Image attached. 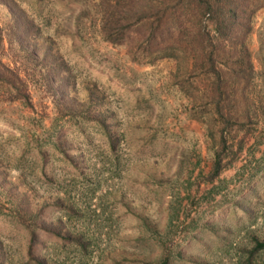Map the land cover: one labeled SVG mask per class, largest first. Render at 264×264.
Masks as SVG:
<instances>
[{"label":"rangeland","instance_id":"374dc122","mask_svg":"<svg viewBox=\"0 0 264 264\" xmlns=\"http://www.w3.org/2000/svg\"><path fill=\"white\" fill-rule=\"evenodd\" d=\"M109 2L0 0L52 78L0 100V264H264V5L153 59Z\"/></svg>","mask_w":264,"mask_h":264},{"label":"trees","instance_id":"16d2710c","mask_svg":"<svg viewBox=\"0 0 264 264\" xmlns=\"http://www.w3.org/2000/svg\"><path fill=\"white\" fill-rule=\"evenodd\" d=\"M106 5L105 22L112 21L116 15V33L110 35L105 32V37L110 41L125 43L129 32L144 28L145 32L138 40L154 44V59L172 55L167 50L176 48L175 44L186 38L195 40L205 53L207 42H227L234 26L242 21L247 22L248 32L251 27L246 15L250 17L259 6L264 5V0H112ZM11 8V22L5 27L0 25V100H22L30 104V85L42 80L47 91L46 86L49 87L52 78L49 72L47 76L36 67L46 57L36 40L40 32L38 27L16 4ZM24 16L25 20L22 21ZM124 28L126 33L120 31ZM216 56L217 53H213L210 58ZM215 104L222 114L220 98H215ZM219 165L217 161L216 172L220 169Z\"/></svg>","mask_w":264,"mask_h":264}]
</instances>
